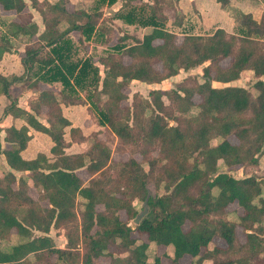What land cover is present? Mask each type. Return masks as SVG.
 Segmentation results:
<instances>
[{
    "label": "trees",
    "instance_id": "obj_1",
    "mask_svg": "<svg viewBox=\"0 0 264 264\" xmlns=\"http://www.w3.org/2000/svg\"><path fill=\"white\" fill-rule=\"evenodd\" d=\"M29 1L39 11L45 28L25 48V83L30 88L39 81L55 83L58 89L41 91L37 101L30 104L31 111L14 105L9 110L18 109L28 124L51 138L52 158L39 153L34 159H22L20 151L29 138L27 128L5 129L4 139L10 146H0L5 162H0V264H98L99 257L108 258L109 264H162L156 251L149 261L152 244L171 248V256L166 255L168 264H181L185 254L191 256L192 264H204L205 260L211 264H264L263 182L255 175L236 177L231 173L235 166L257 165L264 150V17L257 21L250 13L236 11L234 15L236 34L245 43H253L252 47H237L235 35L221 28L210 35L184 34L177 43L175 33L164 23L169 17L159 13L161 0H140L132 6L123 0L113 17L150 30L128 45L125 41L130 37L122 34L117 44L106 47L109 51L100 59L105 67L101 77L91 57L73 59L76 48L68 35L78 30L79 43L91 39L101 42L109 27L101 18L105 0H97L88 13H68L66 0ZM174 1L177 6L178 0ZM216 1L222 9L232 7L230 0ZM0 5L19 14L26 2L0 0ZM175 15H180L178 9ZM19 16V22L8 23V30L26 35L24 40L28 41L37 32V24L30 13ZM3 51L6 45L0 46V57ZM125 55L130 57L128 64L123 62ZM227 58L228 64L222 65ZM156 63L161 68H156ZM204 63L201 81L192 85L178 81L173 88H154L149 91L150 99L134 94L130 105H122L128 99L124 88L132 80L160 83L180 69ZM246 72L253 80L251 88L223 85ZM213 81L221 85L213 86ZM9 84L10 80L0 76V92L6 94ZM85 90H89L87 97L105 130L123 145L158 143L161 159L137 161L130 157L109 163L111 150L97 132L84 137L75 128L70 129L72 141L85 142L88 148L66 155L68 143L63 129L69 122L59 104L83 103L79 91ZM164 96L177 114L166 110ZM42 105L48 107L44 115L47 126L35 117ZM191 109L197 112L186 114ZM167 115L175 125H168ZM230 136L238 142L232 143ZM213 139L215 144L210 143ZM78 171L86 172L88 179ZM150 183L154 191L147 200L148 212L139 224L129 226L128 220L138 213L130 199L144 201ZM160 185L162 194L157 192ZM30 187L36 192L35 198L29 194ZM231 204L235 208H229ZM75 220L79 224L74 226ZM63 227L67 229L64 248L54 246L49 235L31 234L32 229L48 233L50 228ZM238 228L243 230V241ZM214 237L224 240L225 245L209 248ZM78 241L84 245L82 255L76 248Z\"/></svg>",
    "mask_w": 264,
    "mask_h": 264
},
{
    "label": "crops",
    "instance_id": "obj_2",
    "mask_svg": "<svg viewBox=\"0 0 264 264\" xmlns=\"http://www.w3.org/2000/svg\"><path fill=\"white\" fill-rule=\"evenodd\" d=\"M39 2L43 0H38ZM50 3H53L57 0H47ZM97 0H66L64 7L68 13H73L74 11H84L86 13L91 12L96 6ZM123 0H115L112 4L108 3V0H105L101 11L102 17L113 15L115 11H117L121 6V2ZM135 2H140V0H133ZM259 1V0H258ZM257 0H236L237 8L244 11V13H250L252 17L260 21L264 17V10L261 12L259 9L261 5H258ZM26 6L21 13H30L31 20L37 24V32L32 37L33 39H37V36L44 30V24L42 23V18L38 10H36L30 3L29 0H25ZM258 3V4H257ZM117 5V6H116ZM116 6V7H115ZM259 6V7H257ZM178 13L182 15L181 23L177 24V32L191 31L192 29H203L205 25L210 23H215L216 28H221L226 32L228 30L234 31L235 40L237 39V35L235 33V28L237 23L230 19V17L226 16V13L220 6V4L216 0H178L177 1ZM193 8L198 14L197 18L193 15ZM112 9L113 12H110ZM259 10V11H258ZM19 14L14 11H5L2 9L0 5V46L6 45V51H3L0 57V76L10 80V84L7 87V93L0 92V146L1 148H9L10 144L6 142L4 139L6 132L5 129L9 127H13L15 129H19L21 127L27 128V135L29 136L28 141L24 149L20 151V156L24 160L34 159L39 153L45 154L47 157L52 158V154L50 152L51 147L53 146V142L51 138L43 131L35 129L32 125L28 124L25 115L20 114V111L17 109H13L12 111L9 108L14 105L18 108H22L28 111H31L30 104L37 101L38 94L43 90L55 89L57 92L58 84H50L43 81L37 82L36 86L30 88L28 83H25V79L28 76V70L22 63V58L25 54L26 46L31 44V40H24L27 36L22 35L18 31L9 28L8 23L15 21H20ZM263 15V16H262ZM200 18V19H199ZM112 21L117 23L118 28L125 32L127 36L132 39V37L140 38V33L142 32V27L138 25L137 22L128 23L120 18H113ZM80 23V21H79ZM4 26H6L4 28ZM6 31V33H5ZM175 32V34L177 33ZM231 32V33H232ZM6 34L2 36V34ZM78 33V34H77ZM79 31L72 30L69 32L68 37H70L73 43L79 44ZM177 35V34H176ZM3 37V38H1ZM241 38V36H240ZM158 40L155 41L157 43ZM90 41L83 42L84 46H88L87 54L82 59H85L90 54ZM128 45V44H127ZM123 62L128 64L130 62V57L125 55L123 57ZM98 65V64H97ZM30 74V73H29ZM100 76L102 77L101 71H99ZM247 76H251L250 72L245 73ZM177 75V74H176ZM201 75V74H200ZM243 75V74H242ZM241 75V76H242ZM175 76V75H174ZM172 76V78L174 77ZM16 77L18 79L11 80V78ZM169 79V78H167ZM164 79V80H167ZM162 80L161 82H163ZM237 79L231 83H226L223 85H234L237 83ZM132 82H139L138 80H132ZM160 83H152V84H161ZM142 83V82H141ZM147 84V83H146ZM150 84V85H152ZM221 85L220 82L213 81V86ZM128 88L124 93L128 95ZM88 91H79L80 98L84 101L83 103H73V104H64L60 103V109L62 116L66 118L69 122V125L66 126L63 130L64 140L68 143V145L64 148V152L66 155L78 154L84 151L86 147V143H78L72 141L70 129L75 128L80 131V134L84 137L90 135L92 131L97 132L98 129L105 128L103 125H100L97 117L95 116V112L97 113V109H95L88 99L87 95ZM48 111V107L46 105H42L39 111V114H36V120L40 122V124L47 126V120L44 116ZM0 162L4 164V156L0 154ZM5 165V164H4ZM3 165V166H4ZM5 169H9L4 166ZM16 175H19L18 172H15ZM27 174V172L25 173ZM3 175L2 169H0V176ZM31 183V182H30ZM31 185V184H30ZM29 194L34 198L36 197V192L33 187L29 188ZM45 205L44 202H42ZM145 239V236H143ZM162 246V245H161ZM167 249L166 246H163ZM167 251V250H166ZM171 256V252H166ZM187 255V254H185ZM183 255V257L185 256ZM190 256V255H189ZM180 258V263L181 259Z\"/></svg>",
    "mask_w": 264,
    "mask_h": 264
},
{
    "label": "rangeland",
    "instance_id": "obj_3",
    "mask_svg": "<svg viewBox=\"0 0 264 264\" xmlns=\"http://www.w3.org/2000/svg\"><path fill=\"white\" fill-rule=\"evenodd\" d=\"M258 1V0H257ZM160 2V1H158ZM260 2V3H259ZM230 6L232 7H227L224 8V12L226 13V16L230 17L231 20L236 21L234 19V17L236 16V11H240L242 13H244L243 10L236 9V0H230ZM259 3V4H258ZM258 5H261V7L259 8L261 10V12L264 10V0H259L258 1ZM129 6L132 5H138L140 4V2H135V1H131L129 0L128 2ZM117 6V5H116ZM115 6V7H116ZM157 6H159V13H161V16L165 15L168 16L169 18L166 20L165 26L168 30L172 31V32H177V22L179 20L182 19V15H175V10L178 9V7L176 6V2L174 0H161L160 3L157 4ZM235 7V10H230L231 8ZM259 7V6H257ZM129 7H127L126 10H128ZM259 11V10H258ZM110 12H113L112 9H110ZM141 11H139L140 13ZM145 13H147L146 11H144ZM136 14L135 16L139 15ZM264 14V12H263ZM147 15V14H146ZM193 15L196 16V18L198 17L196 11L193 8ZM235 15V16H234ZM263 16V15H262ZM113 15H109V16H105L104 17V21L102 22V24L104 26H109L107 28V30L104 31V36L101 42L99 41H95L94 39H91L90 41V54L88 57L86 58H92L93 62L98 64V70L101 71L102 73V77L104 76V65L101 63L100 59L102 57H105L108 53V51L106 50L107 48H112L115 44H117L119 36L122 34H125L124 31L120 30L118 28L117 23H115L114 21H111V19H113ZM101 19V18H100ZM200 19V18H199ZM85 20V17L82 18V21ZM102 20V19H101ZM101 24V25H102ZM139 25V24H138ZM215 23H210L208 25H205L203 29H192L191 31H178L175 34V41L177 43H180L182 41L183 35L184 34H196V35H210L211 33H213L217 28H216ZM140 27H142L141 25H139ZM6 26H4L5 28ZM150 30L149 27H142V32L140 33V38H142L143 34L148 32ZM231 30H228L226 33L227 34H233L234 31L231 33ZM6 33V31H5ZM236 33V32H235ZM78 34V33H77ZM6 34H2V36H5ZM235 35V34H233ZM3 38V37H1ZM134 39H138L137 37H132V39H126L125 43L127 44H131L134 42ZM32 43L35 42L36 39L31 38L30 39ZM29 41V40H28ZM160 42V41H158ZM31 43V44H32ZM75 45V53L73 56L74 60H79L80 58H83L84 56H86L87 54V50H88V46H84L83 43H73ZM235 44L236 46H247V47H252L253 43H245L240 36H237V39L235 40ZM27 47V46H26ZM106 50V51H105ZM105 51V52H104ZM124 59V58H123ZM229 59H224L221 64L222 65H227L228 64ZM205 65H199L196 66L194 68H191L189 70H183L180 69L178 74L175 75L173 78L170 77L167 80H164L163 82H161V84H146V83H141V82H131L129 84L128 87L124 88L125 90L128 88V99L124 100L122 102V105H130L131 101L135 98L133 97L134 94H137L139 97L141 98H149V91L154 89V88H162V89H169V88H173L175 87L176 82L178 81H185V83H187L188 85H192L194 84L195 81H201V79L199 78L200 74H202V67ZM156 68L160 67L159 63L155 64ZM161 68V67H160ZM251 82H253L251 76H247L246 74H243L242 76H240V80L237 81V85H244L247 88H251ZM218 86V84H217ZM196 101L198 100L197 97L194 98ZM163 100L166 104V110L170 113H175L177 114V111L174 110L173 105L170 103L169 99L167 97H163ZM197 111L196 109H191L188 113L186 114H195ZM95 116L97 117V119L100 117L96 112L94 113ZM168 116V115H167ZM168 125H175L176 122L174 119H172L171 117H165ZM130 124L134 125V122L130 119L129 121ZM136 125V124H135ZM94 131H92L90 134H93ZM98 134V138L100 139V141L102 143H105L108 145V147L110 148L111 152H110V161H114V162H124L127 159H129L130 157H133L135 160L137 161H144V160H150L153 158H157V159H161L162 157V153L159 150V147L157 146L158 143H153L152 144H147L145 142H141L140 144H138L137 146H131V145H123L121 142V140H117L116 137L114 136V134L111 131L108 130H103V129H98L97 131ZM229 140L232 143H237L238 140L233 137L230 136ZM217 142V140H211L210 143L211 144H215ZM88 147H85L84 150H87ZM169 164L172 165V162L169 161ZM143 166H145V163H143ZM79 175L83 177L84 180L88 179V175L86 172L82 171H78ZM231 173L234 174V176L236 177H245L248 175H255L258 179H261L264 185V150L263 153L261 154V156L259 157V162L257 165L255 166H244V168L240 167V166H235L232 168ZM115 176V173H112ZM148 188L150 195H152L153 191H154V186L152 183L148 184ZM157 192L159 194L164 193V189L162 188V185H160V187L157 189ZM44 202V201H42ZM130 202L132 204V206H134L136 208V210L138 211V213L143 209V201L141 202L138 199L132 198L130 199ZM45 203V202H44ZM77 205V204H76ZM101 206H98V208ZM229 208H235V204H231ZM79 210V209H78ZM122 218H124V215L121 214ZM232 216V214L230 215ZM79 224L78 220L74 221V226ZM128 225L132 226L135 225V223L133 222V218L128 220ZM188 224L184 225V229L187 228ZM67 229L60 228V229H56V228H50L48 233H42L40 231H37L35 229L31 230V234L35 235V236H39V235H49L51 236L52 240H53V244L56 247H60V248H64L67 246V239L65 237V232ZM237 234L238 237L241 241L244 240V233L243 230L241 228L237 229ZM134 235V234H133ZM214 245H219V246H224L225 242L224 240L214 237L212 239V241L209 243V248H212ZM77 250H79V252L83 253V247L84 245L81 243V241H78V244L76 245ZM152 251H150L151 257H149V261L152 260V256H153V252L156 251V253L159 255L162 264H168L170 262V260L166 257V252H171V248L167 247V249L163 246H158L155 247L154 244H152L151 247ZM156 249V250H155ZM110 250H113V247L110 248ZM167 250V251H166ZM264 254V252L262 253ZM238 255H234L235 258H237ZM31 257V255H30ZM55 259V255L52 256L51 260ZM80 260V259H79ZM96 262L98 264H109V260L108 258H104V257H99ZM60 264H65L64 262L60 263ZM181 264H192L191 263V256L189 255H185L182 259H181ZM204 264H211V260H205Z\"/></svg>",
    "mask_w": 264,
    "mask_h": 264
},
{
    "label": "water",
    "instance_id": "obj_4",
    "mask_svg": "<svg viewBox=\"0 0 264 264\" xmlns=\"http://www.w3.org/2000/svg\"><path fill=\"white\" fill-rule=\"evenodd\" d=\"M150 196V193L148 192L147 196L145 197L143 201V209L135 215L133 218V222L135 225L139 224L140 220L145 216V214L148 212V205H147V200Z\"/></svg>",
    "mask_w": 264,
    "mask_h": 264
}]
</instances>
